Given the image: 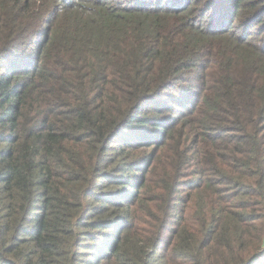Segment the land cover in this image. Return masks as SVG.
I'll list each match as a JSON object with an SVG mask.
<instances>
[{"label": "trees", "instance_id": "obj_1", "mask_svg": "<svg viewBox=\"0 0 264 264\" xmlns=\"http://www.w3.org/2000/svg\"><path fill=\"white\" fill-rule=\"evenodd\" d=\"M0 264H264V0H0Z\"/></svg>", "mask_w": 264, "mask_h": 264}]
</instances>
